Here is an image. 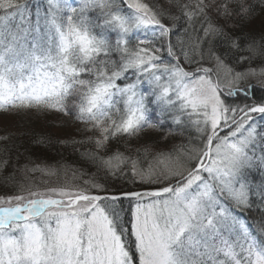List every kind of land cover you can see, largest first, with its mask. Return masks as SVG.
I'll list each match as a JSON object with an SVG mask.
<instances>
[{"label": "snow or ice", "instance_id": "snow-or-ice-1", "mask_svg": "<svg viewBox=\"0 0 264 264\" xmlns=\"http://www.w3.org/2000/svg\"><path fill=\"white\" fill-rule=\"evenodd\" d=\"M262 7L174 0L173 16L143 0H0V111L73 116L93 133L79 143L92 145L85 155L102 172L43 188L10 176L16 194L0 195V264H264V215L255 224L244 215L253 197L264 206V180L252 175L264 173V100L231 107L221 98L223 89L249 97L250 79L264 83V67L232 66L264 64V32L245 33ZM190 28L194 38L182 39ZM205 57L213 67L201 66ZM150 104L164 114L156 123ZM169 115L195 129L187 144L151 157L110 147ZM26 171L58 174L37 164ZM109 177L140 188L111 192Z\"/></svg>", "mask_w": 264, "mask_h": 264}, {"label": "trees", "instance_id": "trees-1", "mask_svg": "<svg viewBox=\"0 0 264 264\" xmlns=\"http://www.w3.org/2000/svg\"><path fill=\"white\" fill-rule=\"evenodd\" d=\"M143 2L148 3L153 10L163 11L165 15L169 13L173 16L180 15L179 11L174 8V0H143ZM181 2L195 3V0H181ZM251 2L259 3V0H251ZM262 14H264V7L257 9L255 18L245 28V33L253 35L256 39H259L261 33L264 32V15ZM165 22L171 26V22ZM182 22L186 23L182 17L176 21L177 25ZM219 23L222 24L223 21L221 20ZM196 27H198V24ZM180 36L182 39L188 40L189 37L194 38L195 34L190 28L187 35L181 32ZM173 42L175 43V38ZM213 47L217 55L223 54L222 58L228 64L230 57L227 55L226 48L216 45L215 40H213ZM161 55L164 56L165 60H171L166 54L161 53ZM200 64L203 67H213L214 61L205 57ZM232 66L236 71H245L249 66L261 67L262 64L253 62L251 65L241 66L236 65L233 61ZM118 83H121V81H118ZM249 91V97L239 93L235 96L223 94V99L231 107H243L245 104L259 103L264 100V87L252 86ZM149 109V117L153 120V123H156L164 115L159 112L155 105L150 104ZM40 112L47 113L48 118L51 119L41 121L42 123L21 121V124L18 123L12 130L7 128L0 131V137L7 138L6 140H0V162L8 161L7 166L0 171V195L16 194V189L13 187L14 181L9 179L12 175L15 176V182L23 184L44 182L45 178H41V181L37 180L35 176L38 173L26 171V168L30 169L33 164L58 167V171L60 170L61 172L66 168L67 171L83 174L84 178L94 174L98 177L102 175V172L98 173L97 167L90 163L85 155L94 151L92 145L90 143H79L80 141H85L93 133L84 131L86 126L76 121L71 115L65 116L62 113L52 111ZM195 134L194 128L189 129V131L178 128L169 115L166 119H163L157 128L146 129L137 137L117 138L110 141V147L113 151H119L126 155H136L137 150L147 149L148 155L151 157L158 153L171 152L173 149L187 144L190 135L194 136ZM41 140H43V143L38 142ZM252 175L257 183L264 180V173L258 170H254ZM36 180L37 182H35ZM100 181L104 183V180ZM106 187L110 188L111 192L119 193L121 190L139 189L140 185H132L123 179L109 177ZM252 199L254 206L250 212H246L244 215L249 218L250 222L255 224L264 215V206L259 204L258 198L253 197ZM127 204L128 201L125 200L126 207Z\"/></svg>", "mask_w": 264, "mask_h": 264}, {"label": "rangeland", "instance_id": "rangeland-1", "mask_svg": "<svg viewBox=\"0 0 264 264\" xmlns=\"http://www.w3.org/2000/svg\"><path fill=\"white\" fill-rule=\"evenodd\" d=\"M263 13V12H262ZM264 15V14H262ZM262 21V19H261ZM263 22H264V17H263ZM261 67H264V64H262ZM216 77L213 76V79ZM220 79L222 81V87H223V73H220ZM248 84L254 86H262L264 87V83H261L260 80L253 78L250 79ZM223 94H227V89H223ZM222 94V99L224 95ZM48 118L47 113H43L40 111H0V131L3 129H9L12 130L14 129L15 126L21 124V121H32V122H38L40 123L41 121H45ZM42 123V122H41ZM73 129V128H72ZM41 167H51L57 170L58 174L55 176H48V175H43L41 173H38L35 177H37V180L41 181V178H45L44 182L41 181L39 183L40 187H46V186H63V185H71L73 183H79V178L81 176V173H74L73 171L63 169L61 172L60 170L58 171V167H53V166H41ZM62 170V169H61ZM75 174V175H74ZM87 179V177H86ZM37 180L35 182H37ZM102 182V181H100ZM29 184V183H28ZM28 184H25V186H28Z\"/></svg>", "mask_w": 264, "mask_h": 264}]
</instances>
